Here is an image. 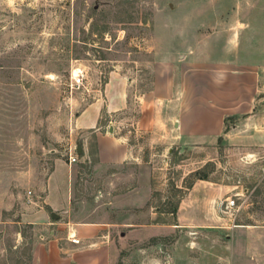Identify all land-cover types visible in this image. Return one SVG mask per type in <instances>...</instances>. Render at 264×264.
<instances>
[{
    "label": "rangeland",
    "instance_id": "rangeland-1",
    "mask_svg": "<svg viewBox=\"0 0 264 264\" xmlns=\"http://www.w3.org/2000/svg\"><path fill=\"white\" fill-rule=\"evenodd\" d=\"M237 32L264 41V0H0V264H31L56 167L77 220L116 222L111 264H264V81L248 114L220 110ZM97 103L132 155L118 167L69 162Z\"/></svg>",
    "mask_w": 264,
    "mask_h": 264
},
{
    "label": "crops",
    "instance_id": "crops-1",
    "mask_svg": "<svg viewBox=\"0 0 264 264\" xmlns=\"http://www.w3.org/2000/svg\"><path fill=\"white\" fill-rule=\"evenodd\" d=\"M239 38L237 32L236 37L228 36L223 45L225 51L221 63L227 69L224 81L236 88V94L228 93L226 99L221 101L220 110L225 117H239L251 112L256 99L253 90L258 89V85L264 81V60L246 57L264 54V41L259 35L254 39L248 36L243 41ZM125 86L121 78H110L105 95L108 111L115 112L125 107ZM99 108L97 103L96 117H87L82 123L92 131L88 133L89 137H85L83 145L79 146L80 160L92 163L94 167H118L132 155L124 141L114 134L112 125L107 127V133L100 129ZM57 169L48 177L44 194L32 201L30 206L27 218L32 225L42 230L40 240L32 249L31 264H111L112 246L115 245L111 242L110 234L116 228V222L97 217L93 220H77L82 205L74 201L70 176H59ZM104 206L112 208L111 203ZM52 213L58 218H52ZM59 230L63 231L61 237ZM71 237L78 239L79 244H72Z\"/></svg>",
    "mask_w": 264,
    "mask_h": 264
},
{
    "label": "built area",
    "instance_id": "built-area-1",
    "mask_svg": "<svg viewBox=\"0 0 264 264\" xmlns=\"http://www.w3.org/2000/svg\"><path fill=\"white\" fill-rule=\"evenodd\" d=\"M82 81H83L82 73L79 71V73L76 75V77L73 78L72 85L73 86H79V85L82 84ZM77 157H78L77 153H74L73 155L72 154L69 155V162H70V164L75 163L76 160H77ZM234 205H235V202H234L233 199H231L230 201H227L225 207L228 209V208H232ZM70 242L72 244H79V240L76 239L75 237H71L70 238Z\"/></svg>",
    "mask_w": 264,
    "mask_h": 264
},
{
    "label": "water",
    "instance_id": "water-1",
    "mask_svg": "<svg viewBox=\"0 0 264 264\" xmlns=\"http://www.w3.org/2000/svg\"><path fill=\"white\" fill-rule=\"evenodd\" d=\"M77 154H78V155L81 154V149H80V147H78ZM51 217L54 218V219H57V218H58L57 215L54 214V213L51 214Z\"/></svg>",
    "mask_w": 264,
    "mask_h": 264
},
{
    "label": "bare ground",
    "instance_id": "bare-ground-1",
    "mask_svg": "<svg viewBox=\"0 0 264 264\" xmlns=\"http://www.w3.org/2000/svg\"><path fill=\"white\" fill-rule=\"evenodd\" d=\"M74 75H76V72L74 73Z\"/></svg>",
    "mask_w": 264,
    "mask_h": 264
}]
</instances>
